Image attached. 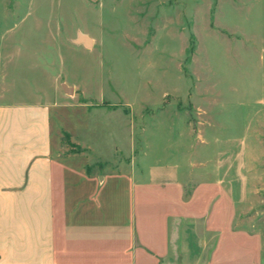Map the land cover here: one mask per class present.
<instances>
[{
	"label": "rangeland",
	"instance_id": "obj_1",
	"mask_svg": "<svg viewBox=\"0 0 264 264\" xmlns=\"http://www.w3.org/2000/svg\"><path fill=\"white\" fill-rule=\"evenodd\" d=\"M7 90L66 168L197 192L198 264H264V0H0Z\"/></svg>",
	"mask_w": 264,
	"mask_h": 264
},
{
	"label": "crops",
	"instance_id": "obj_2",
	"mask_svg": "<svg viewBox=\"0 0 264 264\" xmlns=\"http://www.w3.org/2000/svg\"><path fill=\"white\" fill-rule=\"evenodd\" d=\"M9 93L0 92V264H198L206 248L191 245L206 219L182 215L197 192L183 202L170 176L139 186L133 173L66 168L54 157L51 107L5 102Z\"/></svg>",
	"mask_w": 264,
	"mask_h": 264
},
{
	"label": "water",
	"instance_id": "obj_3",
	"mask_svg": "<svg viewBox=\"0 0 264 264\" xmlns=\"http://www.w3.org/2000/svg\"><path fill=\"white\" fill-rule=\"evenodd\" d=\"M77 42L83 43L87 47L91 46L93 43V41L89 37H87L86 35H83V34H80L78 36ZM67 90H68V92H71V89H67Z\"/></svg>",
	"mask_w": 264,
	"mask_h": 264
}]
</instances>
